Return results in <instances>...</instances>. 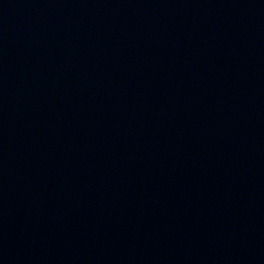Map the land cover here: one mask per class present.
<instances>
[{"label":"water","instance_id":"1","mask_svg":"<svg viewBox=\"0 0 264 264\" xmlns=\"http://www.w3.org/2000/svg\"><path fill=\"white\" fill-rule=\"evenodd\" d=\"M0 264H264V0H0Z\"/></svg>","mask_w":264,"mask_h":264}]
</instances>
